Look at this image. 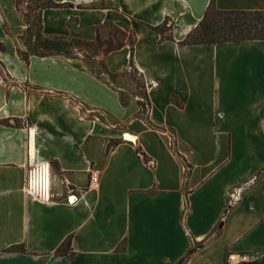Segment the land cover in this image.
I'll use <instances>...</instances> for the list:
<instances>
[{
	"label": "crops",
	"instance_id": "obj_1",
	"mask_svg": "<svg viewBox=\"0 0 264 264\" xmlns=\"http://www.w3.org/2000/svg\"><path fill=\"white\" fill-rule=\"evenodd\" d=\"M53 1L49 31L133 36L152 125L128 72L131 38L94 56L107 78L83 55L25 60L22 10L0 0V264H228L231 251L264 264V39L181 44L211 0ZM215 3L264 10V0ZM165 20L173 39L149 27ZM68 236L72 259L56 254Z\"/></svg>",
	"mask_w": 264,
	"mask_h": 264
},
{
	"label": "trees",
	"instance_id": "obj_2",
	"mask_svg": "<svg viewBox=\"0 0 264 264\" xmlns=\"http://www.w3.org/2000/svg\"><path fill=\"white\" fill-rule=\"evenodd\" d=\"M59 4L53 0H48V2L43 5L42 9L47 7H55ZM17 6L21 8V4H19L17 0ZM22 10V14L25 17V13ZM29 23V22H28ZM26 22V24H28ZM31 25V23H29ZM153 30L159 32L163 38L173 39L171 34V25H168V20L159 26H149ZM169 32V34L165 35V32ZM27 32V31H26ZM31 32L32 36L35 38V43L37 47H42L44 49L43 52L39 53L36 50H32L31 53L23 52L19 46L16 47L18 53L25 60L29 59L30 54H38V55H51L56 53H63L67 55H73L74 53L69 50H65V46L69 43H66L62 40V38H42L40 33L36 31L33 33L32 28L28 30ZM252 39H264V10H223L219 9L216 6L215 0H211L209 6L207 7L204 17L200 20L197 26L192 29L187 36L180 42L183 45H191V44H218L228 41L240 42L245 40ZM76 43V39L74 40ZM132 49L131 55V64L133 58V45L134 38L131 37L129 41ZM75 44V43H74ZM39 45V46H38ZM5 46L0 43V50H4ZM86 59V58H85ZM87 63L90 65L92 70L98 75L103 77L106 73L105 67L100 64L103 68V71H98L94 68L95 64H97L94 56L88 58ZM136 72V71H135ZM138 73V72H137ZM103 74V75H102ZM138 84H140L138 82ZM122 98L124 100V94L122 93ZM143 99V100H142ZM138 103L140 105L141 115L142 117L150 124L151 122L148 119V108L147 104L150 105L147 88L146 85H141L140 98L138 99ZM108 151L110 150V145H108ZM53 165L58 168V162L53 160ZM57 255H66L69 259H72L75 255L72 248V237L68 236L63 243L56 250Z\"/></svg>",
	"mask_w": 264,
	"mask_h": 264
},
{
	"label": "rangeland",
	"instance_id": "obj_3",
	"mask_svg": "<svg viewBox=\"0 0 264 264\" xmlns=\"http://www.w3.org/2000/svg\"><path fill=\"white\" fill-rule=\"evenodd\" d=\"M19 4H21V8L23 9L25 13V17L23 16V20L26 23H31V25H26V31L24 34V43L22 45H19L20 49L23 52H29L31 53L32 50H36L37 52L41 53L44 51L42 47H37L35 43V38L32 36L31 32H28L29 29L32 28L33 33L38 31L42 38H62V40L66 43H69L67 46H65V50L72 51L74 54L77 55H83L86 59L87 57L90 58L95 55H100L101 53H106L108 49L111 47L116 46L120 41V39L128 38L130 39L131 36L126 37L121 30H114L115 33V40H107V39H99L96 41H89L86 39H81L78 36L73 33L69 35V37H66L65 35H60L58 32V29H52L49 31L47 29L46 19L44 18V13L42 10L43 5H45L48 0H18ZM72 28H76L74 23H71ZM169 34V32H165V35ZM78 43H76L74 40ZM75 43V44H74ZM2 61L0 60V68H2ZM94 68L98 71H103L102 66L98 62L95 64ZM132 72V76L130 78H135L136 82H139V89L141 90V80L139 79V75L137 72L133 70L131 66H129L128 72ZM103 75V74H102ZM104 78H107V74L103 75ZM100 118L103 119V115L100 114Z\"/></svg>",
	"mask_w": 264,
	"mask_h": 264
},
{
	"label": "built area",
	"instance_id": "obj_4",
	"mask_svg": "<svg viewBox=\"0 0 264 264\" xmlns=\"http://www.w3.org/2000/svg\"><path fill=\"white\" fill-rule=\"evenodd\" d=\"M139 98L140 97H138V99ZM146 106H147L148 112H149L150 111V105L147 104ZM98 112L101 113L100 110ZM114 126H116V125H114ZM168 140H169L171 145L175 144V134L173 132H169ZM145 160H146L147 166H149V167H155V165L157 164L155 158H153V157H146ZM99 174H100V172L98 169H95L92 171L91 184H97L99 182ZM256 178L257 177L254 176L253 178L245 181L244 183L236 185L233 187L232 191L229 194L228 208L227 209H229V207L233 206L234 204H236L240 200L244 189L247 186L251 185L256 180ZM254 259H255V257L253 255H251L249 252L231 251L228 255V264H246V263L252 262Z\"/></svg>",
	"mask_w": 264,
	"mask_h": 264
},
{
	"label": "water",
	"instance_id": "obj_5",
	"mask_svg": "<svg viewBox=\"0 0 264 264\" xmlns=\"http://www.w3.org/2000/svg\"><path fill=\"white\" fill-rule=\"evenodd\" d=\"M222 225H223V223H221V226H222ZM192 251H193V250H192ZM192 251H191V252H192ZM191 252H190V253H191ZM181 263H182V261H181V262H179V264H181Z\"/></svg>",
	"mask_w": 264,
	"mask_h": 264
},
{
	"label": "bare ground",
	"instance_id": "obj_6",
	"mask_svg": "<svg viewBox=\"0 0 264 264\" xmlns=\"http://www.w3.org/2000/svg\"><path fill=\"white\" fill-rule=\"evenodd\" d=\"M128 136H131V135H128Z\"/></svg>",
	"mask_w": 264,
	"mask_h": 264
}]
</instances>
